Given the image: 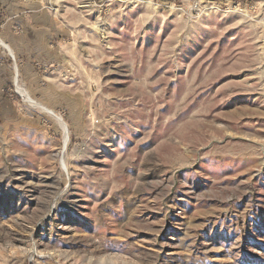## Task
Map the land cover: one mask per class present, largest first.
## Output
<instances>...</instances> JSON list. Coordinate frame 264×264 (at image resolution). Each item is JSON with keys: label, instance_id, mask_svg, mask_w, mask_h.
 I'll return each instance as SVG.
<instances>
[{"label": "rangeland", "instance_id": "obj_1", "mask_svg": "<svg viewBox=\"0 0 264 264\" xmlns=\"http://www.w3.org/2000/svg\"><path fill=\"white\" fill-rule=\"evenodd\" d=\"M0 264H264V0H0Z\"/></svg>", "mask_w": 264, "mask_h": 264}]
</instances>
